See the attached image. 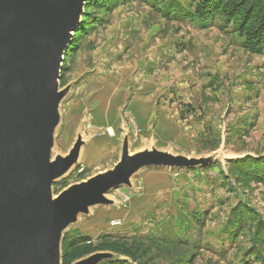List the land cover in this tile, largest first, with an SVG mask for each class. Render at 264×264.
Wrapping results in <instances>:
<instances>
[{
    "label": "rangeland",
    "instance_id": "1",
    "mask_svg": "<svg viewBox=\"0 0 264 264\" xmlns=\"http://www.w3.org/2000/svg\"><path fill=\"white\" fill-rule=\"evenodd\" d=\"M200 2L87 0L52 158L81 146L54 198L113 170L125 141L130 156L199 163L144 167L109 191L65 230L61 264H264V46L248 50L240 29L264 28V0H213L221 13L205 18Z\"/></svg>",
    "mask_w": 264,
    "mask_h": 264
},
{
    "label": "water",
    "instance_id": "2",
    "mask_svg": "<svg viewBox=\"0 0 264 264\" xmlns=\"http://www.w3.org/2000/svg\"><path fill=\"white\" fill-rule=\"evenodd\" d=\"M87 0H0V264H61L65 230L89 208L108 204L144 167H188L197 160L156 150L122 158L111 171L54 198L52 188L76 163L81 142L52 158L65 52ZM103 255L77 264H95Z\"/></svg>",
    "mask_w": 264,
    "mask_h": 264
},
{
    "label": "trees",
    "instance_id": "3",
    "mask_svg": "<svg viewBox=\"0 0 264 264\" xmlns=\"http://www.w3.org/2000/svg\"><path fill=\"white\" fill-rule=\"evenodd\" d=\"M257 0H254V3H256ZM221 7L215 6L213 0H201L200 4L197 7V14L199 17H208L213 16L215 14L221 13ZM247 12H248V8ZM254 10H250L249 12H253ZM228 15V14H227ZM230 16V15H229ZM232 17V16H231ZM264 22V20H263ZM264 24V23H263ZM245 26V22L243 21L240 24V29L243 32V34L247 35V42L246 47L251 52H261V47L264 46V28L262 29V26H258V28H251ZM263 31V32H262Z\"/></svg>",
    "mask_w": 264,
    "mask_h": 264
}]
</instances>
